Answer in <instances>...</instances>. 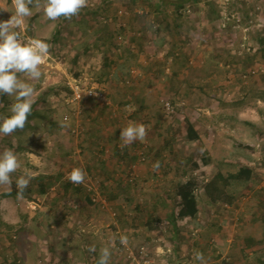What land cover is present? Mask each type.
<instances>
[{
    "label": "rangeland",
    "instance_id": "1",
    "mask_svg": "<svg viewBox=\"0 0 264 264\" xmlns=\"http://www.w3.org/2000/svg\"><path fill=\"white\" fill-rule=\"evenodd\" d=\"M136 1L89 0L71 20L34 8L24 19L23 37L50 50L41 78L29 81L35 103L25 129L0 135V152L14 150L22 164L11 188H0V264H97L92 246L111 248L109 264H199L196 251L208 264H264V0H210L218 13L188 2L183 18L173 5L163 15ZM119 26L122 54L107 60L96 38ZM76 84L99 96L74 99ZM12 102L0 95V116ZM186 120L201 140L188 138ZM130 123L148 134L121 149ZM242 165L255 173L236 186L237 201L212 204L206 183ZM75 167L87 174L82 185L67 179ZM25 171L35 178L17 199ZM189 179L200 210L174 233V189Z\"/></svg>",
    "mask_w": 264,
    "mask_h": 264
},
{
    "label": "clouds",
    "instance_id": "2",
    "mask_svg": "<svg viewBox=\"0 0 264 264\" xmlns=\"http://www.w3.org/2000/svg\"><path fill=\"white\" fill-rule=\"evenodd\" d=\"M89 0H0V12H11L9 19L0 20V95L13 98L9 115L0 116V135L10 136L17 130H24L32 113L34 86L29 81L39 80L42 76L41 65L49 53L50 45L42 39H25L19 31L25 18L30 17L33 9H40L51 21L63 17L71 20L82 9L88 7ZM23 77V78H22ZM148 128L142 123H130L121 128L120 147L124 149L137 140L143 142ZM30 135V134H29ZM160 167L159 161L153 164V171ZM22 164L18 154L12 149L0 152V188L9 190L13 184V174L20 171ZM84 169L75 167L67 179L72 184L82 185L86 180ZM35 177L24 172L15 179L17 199L23 197L31 180ZM10 194V193H9ZM6 204L7 202H0ZM120 243L127 244V237L121 236ZM89 251L95 252L94 246ZM112 255L109 246L102 247L97 264H109ZM194 259L199 264H208L202 252L196 251Z\"/></svg>",
    "mask_w": 264,
    "mask_h": 264
},
{
    "label": "trees",
    "instance_id": "3",
    "mask_svg": "<svg viewBox=\"0 0 264 264\" xmlns=\"http://www.w3.org/2000/svg\"><path fill=\"white\" fill-rule=\"evenodd\" d=\"M136 1V0H132ZM137 2V1H136ZM143 5L145 7V3L151 4L150 11L155 10L160 13H163V15L166 13V10L168 8H171L170 5L175 6V10L177 15L181 18L184 17L186 9V4L188 2L192 3H198V2H204V5H207L209 8L213 9L216 13H218V8L217 5L210 1V0H177V1H171V0H142ZM230 5H241L242 3L240 0H230ZM169 5V6H168ZM242 10L244 8L243 6ZM241 10V9H240ZM242 10L240 12H242ZM147 13H149L147 11ZM147 15V14H144ZM169 15V14H168ZM246 15V14H245ZM165 19L163 20L166 28H170V25L168 22H166V19H168V16L164 17ZM247 18H249V15L247 14ZM163 27V25H159V30ZM125 30L124 26H119L118 30L116 31H109L110 33L106 36L103 37V35H98L96 38V46L101 49V45L104 43L105 46L106 44L108 45V50H107V56L106 59L111 60V56L113 57V54H110L111 51L113 50H118L122 54V44L119 42H116V40L122 36V32ZM122 33V34H121ZM56 37L60 35V29H56ZM258 34H259V42L260 46L259 49L261 51H264V24L261 25L258 28ZM259 50V51H260ZM121 54H118V52L114 53V61H118L119 56ZM187 121V134L188 138L190 140H201L200 133L198 132L196 126L190 122V120ZM58 125V123H57ZM204 162L207 163L208 159H204ZM198 164L195 163V167H197ZM254 168L249 165H242L239 167L238 170H229L226 172H221L219 171L216 176L209 180L206 185H205V192L209 198V201L212 204H217V203H227V204H234L237 201V185L238 184H245L251 180H253L254 177ZM76 185V184H74ZM195 187L196 184L194 180L189 179L186 181H179L176 183L175 189H174V197L175 200L174 202L176 203V207L172 208L171 213L169 215L170 222L173 226L174 233H178L180 231V221L183 220L184 218L187 217H195L200 210V205H199V199L195 193ZM76 189H81V186H77ZM10 192L6 193L5 195H10ZM86 202L89 204H93L92 198L86 194L85 196ZM7 226L12 227V225L6 224ZM99 257V253L97 251L93 252V258L94 262H97Z\"/></svg>",
    "mask_w": 264,
    "mask_h": 264
},
{
    "label": "built area",
    "instance_id": "4",
    "mask_svg": "<svg viewBox=\"0 0 264 264\" xmlns=\"http://www.w3.org/2000/svg\"><path fill=\"white\" fill-rule=\"evenodd\" d=\"M72 89L74 91V99H81L83 97V94H87L88 96H92V97L99 96L98 92L95 91V89L90 88L89 90H86V88H83V87L81 88L78 84H76L75 86H72Z\"/></svg>",
    "mask_w": 264,
    "mask_h": 264
},
{
    "label": "crops",
    "instance_id": "5",
    "mask_svg": "<svg viewBox=\"0 0 264 264\" xmlns=\"http://www.w3.org/2000/svg\"><path fill=\"white\" fill-rule=\"evenodd\" d=\"M4 221H7V220H4ZM7 223H11V222H9V221H8ZM11 225H12V224H11ZM11 228H13V225H12V227H11Z\"/></svg>",
    "mask_w": 264,
    "mask_h": 264
}]
</instances>
